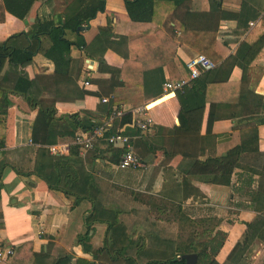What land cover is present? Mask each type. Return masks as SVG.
<instances>
[{
	"label": "crops",
	"instance_id": "crops-1",
	"mask_svg": "<svg viewBox=\"0 0 264 264\" xmlns=\"http://www.w3.org/2000/svg\"><path fill=\"white\" fill-rule=\"evenodd\" d=\"M27 1L31 3L22 18L12 14V10L22 11ZM102 1V11H96L92 18L81 24L82 29H79L80 26L75 30L64 29V38L72 43L80 38L88 42L95 28L105 25L106 20L111 22L114 34L126 36L127 39L140 36L151 29L150 24L130 22L126 16L124 0ZM98 3L99 0H0V44L6 41L12 47L22 48L34 34L35 21L61 25L79 10L89 11ZM210 3L213 6L218 3L219 6L210 12ZM158 18L161 21L158 32L171 35L174 39L181 36L180 30L176 29L177 21L184 23L186 28L207 26L215 29L214 37L201 39V48L208 53V45L213 42L226 48L224 56L214 63V69L201 73L194 85L192 81H188V87L200 85L193 90L192 99L188 100L190 106L199 103L198 100L194 101V93L199 94V90L202 92L201 84L204 85L210 79H226L227 82L244 79L241 89L245 91L248 101L252 99L248 106H251L255 96L260 98L259 103H256L258 112L254 116H244L235 122L221 117L211 123L214 154L220 155L238 142V133L234 130L236 121H241L237 125L245 129L249 124L247 122L255 117L264 119V45L250 59L246 58L247 64L243 70L234 63L238 45L258 26L260 20H264V0H185L175 8L173 14L161 13ZM184 36L190 44L197 40L190 34L183 35V38ZM39 40L37 52L28 63L18 66L15 72L30 79L32 91L38 94L37 97L46 102L52 100L56 117L82 109L91 112L100 110L103 106L100 98H110L112 95L108 87L110 73L98 71L96 58H85L82 50L75 45L69 48L68 64L62 65L69 71L54 72L52 61L43 54L50 42L46 35H40ZM218 50L222 51V46ZM196 54L186 42H177L175 55L182 64L188 57ZM102 59L112 69H119L122 64L120 56L109 49L103 52ZM9 67L6 63L0 66V81L6 71L12 70ZM159 76L152 69L144 71L138 98L130 93L135 87L127 84L114 88L112 93L119 95L121 101L134 99L138 102L133 106L132 103L123 101L122 106H148L169 93L163 92V82H159ZM164 77L166 78L165 73ZM84 81L88 84L83 85ZM236 96L231 93L225 99L233 101ZM5 98L8 110H11V126H4V147L0 149V165L5 163L0 170V246L12 247L14 254L8 261L0 260V264H75L76 258L87 259L93 264H118L117 260L113 261L104 251H95L102 243L104 223H94L91 226L93 230L87 244L90 251L85 252L78 244V240L86 233L84 218L91 209L88 201L81 200L76 205H71L61 191L53 190L49 193L35 174L20 175L13 171L12 165L21 171L31 169L33 149L24 153L23 149L30 146L28 123L36 111L30 108L21 94L7 91ZM203 106L199 135L204 134L206 126L208 104L204 103ZM233 106V103L221 106L219 111L229 114L240 108ZM179 108L177 100L168 97L157 105L148 107L152 124L147 131L139 132L134 127L125 129V133L132 137L137 157L144 160L143 167L117 168L108 160L110 154L101 140L95 144L94 150L85 153L82 157L83 164L99 180L103 202L119 210L118 219L134 242H139L143 237L146 246H150L155 233L160 235L170 227L177 231L178 216L172 214L167 215L164 220L161 218L168 212L220 211L222 214L217 227L224 232L225 238L214 258L221 264L227 261L233 246L241 239L245 224L255 217L264 219V180L261 179V173L264 172V123L256 126L259 152L256 160L247 159L246 162L255 163L253 167L257 174L235 170L228 185L209 184L186 177L177 169L179 156L168 155L171 130L178 126ZM103 117L104 115L100 116V121ZM142 139L153 146L166 149V154L148 153ZM259 181L260 196L254 201L252 195ZM116 191L124 192L125 196L117 199ZM125 200L127 207L123 206ZM143 211L147 220L140 218ZM231 213H236V219H227L226 215ZM177 235L178 232L176 237ZM257 241L264 245L263 241ZM24 243H29V249L21 251L20 246ZM91 251H94V255H91Z\"/></svg>",
	"mask_w": 264,
	"mask_h": 264
},
{
	"label": "trees",
	"instance_id": "trees-1",
	"mask_svg": "<svg viewBox=\"0 0 264 264\" xmlns=\"http://www.w3.org/2000/svg\"><path fill=\"white\" fill-rule=\"evenodd\" d=\"M185 0H124V7L127 18L130 22L151 25V29L143 32L142 35L127 39L126 36L114 34L112 24L106 20L105 25L95 28V32L91 39L86 42L81 38L72 43L64 38L63 31L66 28L75 30L78 26L85 23L87 19L92 18L96 11L103 10V1L89 11L83 12L79 10L71 16V19L63 22L61 25H52L50 22H37L32 38L27 41V44L22 48L12 47L6 41L0 44V66L3 63L12 67L10 72L6 71L0 81V149L4 147V126H11V110H8V101L5 94L7 91H13L21 94L28 101L30 108L35 109L33 118L28 123V138L30 146L23 149L29 151L33 149L34 157L30 171H21L15 166H11L17 174H35L45 185L46 190L51 193L53 190H59L64 197L69 200L71 205H76L81 200H86L90 203L91 209L84 218L86 225V233L84 237L78 240V244L85 252L90 251L88 240L90 238L94 223H104L105 231L101 246L95 251H104L105 254L118 264H184V260L180 258L183 254L194 253L196 260L193 264H219L214 256L224 241L225 234L219 229L215 230L212 237V228L204 227L201 229V234L207 239H197V236L181 238L182 223H197V225L208 222L209 219L200 217L193 222L186 215L179 212L177 217L180 223L177 237L167 238L164 246L159 247L157 241L160 239L154 236L150 246H146L143 242V237L139 242H134L130 239L128 231L120 223L118 219V209L111 208L102 200L100 184L97 177L87 170L83 164L82 157L78 153V147L71 145L69 152L65 156H52L47 152V146L60 142H71L77 131L89 132L100 123V116L121 108V102L125 101L132 103L133 106L138 104L134 99L123 100L115 93L113 89L126 84L135 89L130 92L133 97L138 98V91L142 87V74L146 70H154L158 73L159 82L167 80H187V70L175 55V47L177 42H186L197 54H204L213 63L220 60L226 51L222 46V51L218 50L221 47L215 42L208 45V53L201 48V39H207L209 36L214 37L215 29L209 27L186 28L185 24L177 21L176 29L180 30L181 36L177 39L171 35L158 32V24L161 22L159 14H173L175 8ZM210 2L213 0H209ZM31 1H27L26 7L22 11L12 10V14L22 18L30 5ZM218 3L214 6L210 3V12L216 10ZM211 14V13H210ZM200 17V16H199ZM202 25V24H201ZM190 34L193 39H197L193 44H190L183 35ZM46 35L50 44L43 51L44 56L51 60L54 65V72L69 71L68 68H63L62 65L68 64V51L71 45H75L82 50L85 58H96L97 70L107 71L110 73V82L108 84L111 90L110 98L103 102L100 110L91 112L82 109L71 114H64L59 117L54 115L52 100L46 102L37 97V93L32 91V82L25 76L18 75L15 69L22 64H26L31 60L32 55L37 52L39 44V36ZM264 45V20H260L258 26L252 29L238 45L234 63L242 70L246 65V58L249 59L254 53L259 51ZM111 50L122 59V64L119 69L109 68L103 61L102 55L105 50ZM9 67V68H10ZM163 69V70H162ZM214 69V68H212ZM211 69V70H212ZM211 70L205 71L209 72ZM12 71V72H11ZM202 72V73H205ZM166 74V78L164 77ZM201 74V73H200ZM77 78V75H74ZM199 76L192 81L193 85L199 80ZM189 81V82H190ZM227 82L225 80H207L203 86L202 92L196 95L195 100L199 103L190 106L188 100L192 99V92L196 87L189 86L183 90L172 91L166 95L152 101L148 107L157 105L161 101L172 97L177 100L179 110L177 113L178 126L171 130L172 140L168 155H178L179 163L177 164L178 171L182 172L186 177L196 181L216 184L228 185L230 176L235 170L248 171L257 174L254 168L255 163H246L248 160H256L258 155L257 149V133L256 126L264 123V119H254L245 129L240 128L241 121H236L234 130L238 133V142L228 148L220 155L214 154V136L210 133V125L217 118L226 117L236 119L244 116H254L258 112L260 98L255 96L251 106L248 101L245 91L241 89V83ZM231 93L236 94V99L233 101L225 99L226 95ZM207 103V117L205 132L199 135L200 122L204 110L203 104ZM233 103L235 108H240L235 111H230L225 114L219 111V108L229 106ZM101 114V115H100ZM249 120V119H248ZM132 127V114L130 112L123 113L122 116L114 119L111 126L106 131L105 135L111 133H125V129ZM143 145L146 146L148 153L161 152L166 154L167 150L161 146H153L145 139H142ZM107 152L110 156L108 160L116 164L121 153V146L109 145L103 141ZM138 158L144 163L142 157ZM5 165H0L1 168ZM254 166V167H253ZM261 179L264 180V172L261 173ZM259 183L253 193V200L259 199ZM264 201V197H262ZM177 216V215H175ZM217 226V222L213 224ZM191 226V225H190ZM90 228V229H89ZM192 232L193 229H191ZM241 241L235 243L231 252L227 256V262L239 264L241 256L247 246L253 241L261 240L264 242V219L255 217L253 221L245 224V231L241 237ZM29 243H24L20 246L21 251L29 249ZM94 251H91V255ZM16 256V255H15ZM14 256V258H15ZM238 260V261H237ZM8 261V260H6ZM75 264H93V262L76 258Z\"/></svg>",
	"mask_w": 264,
	"mask_h": 264
},
{
	"label": "built area",
	"instance_id": "built-area-1",
	"mask_svg": "<svg viewBox=\"0 0 264 264\" xmlns=\"http://www.w3.org/2000/svg\"><path fill=\"white\" fill-rule=\"evenodd\" d=\"M214 63L202 54H196L188 57L184 61V67L187 70V80L171 81L167 80L162 83L163 92H172L173 90L180 89L185 83L197 78L200 73L211 70L214 68ZM87 85V81L82 83ZM107 98H100V102H106ZM130 112L132 114V127L139 132L147 131L152 124V119L148 114V106L142 105L139 107H125L112 111L105 115L100 123L93 130L89 132L77 131L71 142H60L48 145L47 152L52 156H65L69 152L71 145L78 147V153L81 157H84L85 153L95 149V144L98 141H104L109 145H119L122 150L119 155L118 162L115 164L117 168H141L143 167L142 161L137 157L134 146L132 143V137L122 133H111L105 135L106 131L111 126V122L122 116L123 113ZM14 254V249L10 246H0V260L6 261L10 259Z\"/></svg>",
	"mask_w": 264,
	"mask_h": 264
},
{
	"label": "rangeland",
	"instance_id": "rangeland-1",
	"mask_svg": "<svg viewBox=\"0 0 264 264\" xmlns=\"http://www.w3.org/2000/svg\"><path fill=\"white\" fill-rule=\"evenodd\" d=\"M116 196L117 199H120V197H124L125 193L120 191L117 192L116 191ZM127 199V197H126ZM145 200V197H144ZM118 201V200H117ZM146 201V200H145ZM125 203H123V206L125 205V207H127V201H124ZM182 215H186L188 216L190 219H193L192 221L195 222L197 221V219H199L200 217H203L204 219H209V221L204 222L202 224L197 225L198 222L196 223H182L181 225L183 226L182 231H181V238L185 239L188 237H193V236H197V239H207V237H203L201 234V229L204 227H208V228H212L211 233L208 234L209 237H212L213 233L215 232V230L218 229L217 226L214 227V223L219 222V220L221 219L220 215L222 214L220 211H211V212H207L204 213L202 211L197 212V211H184V213L179 212ZM179 213H171L168 212L165 215H162L161 218L162 220L166 219L167 215H177L179 216ZM225 215V214H224ZM227 219L230 217V219H236V213H231V214H227L226 215ZM140 218L141 220H147L146 217V213L143 211L140 213ZM175 220V219H173ZM170 224V223H169ZM178 224L180 225V223L178 222ZM191 225V226H190ZM171 226V224H170ZM146 229V228H145ZM191 229H193L194 232L191 231ZM166 230V229H165ZM165 230L159 235L158 233H155V235L160 239L159 241H157V244L159 245V247L164 246V244L167 241V238L171 237L174 239V237H176V232H178L175 230V228H168V230H166L167 235L165 234ZM158 234V235H157ZM169 236V237H168ZM242 239V238H241ZM240 239V241H241ZM260 242L257 241L256 239H254L253 241H251V243L247 246V248L244 250V253L241 256V261L239 262V264H264V245L259 244ZM238 261V260H237ZM221 264H236L234 262H224Z\"/></svg>",
	"mask_w": 264,
	"mask_h": 264
},
{
	"label": "water",
	"instance_id": "water-1",
	"mask_svg": "<svg viewBox=\"0 0 264 264\" xmlns=\"http://www.w3.org/2000/svg\"><path fill=\"white\" fill-rule=\"evenodd\" d=\"M83 27L80 26L79 29H82ZM184 260V264H193L196 260V255L194 253L191 254H183L180 256Z\"/></svg>",
	"mask_w": 264,
	"mask_h": 264
},
{
	"label": "bare ground",
	"instance_id": "bare-ground-1",
	"mask_svg": "<svg viewBox=\"0 0 264 264\" xmlns=\"http://www.w3.org/2000/svg\"><path fill=\"white\" fill-rule=\"evenodd\" d=\"M188 87V82L187 83H185L180 89H178V90H173V91H179V90H183V89H185V88H187Z\"/></svg>",
	"mask_w": 264,
	"mask_h": 264
}]
</instances>
